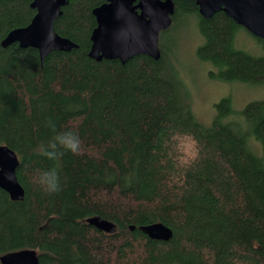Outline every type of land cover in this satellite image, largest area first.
<instances>
[{
  "label": "trees",
  "instance_id": "16d2710c",
  "mask_svg": "<svg viewBox=\"0 0 264 264\" xmlns=\"http://www.w3.org/2000/svg\"><path fill=\"white\" fill-rule=\"evenodd\" d=\"M31 1L0 0V41L31 21ZM104 1L61 6L53 28L77 46L42 63L35 48L0 44V144L17 154L24 188L15 201L0 188V255L34 249L40 264H264V100L243 107L247 131L221 121L231 112L226 97L212 124L199 125L160 48L159 59L137 54L124 63L89 55L92 10ZM173 2L172 20L199 17L198 54L220 79H264V39L259 56L235 48L240 25L222 10L203 17L194 0ZM62 133L78 135V153L61 149L58 161L38 154ZM53 167L62 190L47 194L38 176ZM94 215L115 231L87 223ZM158 221L172 229L169 240L139 229Z\"/></svg>",
  "mask_w": 264,
  "mask_h": 264
},
{
  "label": "water",
  "instance_id": "95a60500",
  "mask_svg": "<svg viewBox=\"0 0 264 264\" xmlns=\"http://www.w3.org/2000/svg\"><path fill=\"white\" fill-rule=\"evenodd\" d=\"M106 0L93 8L96 26L91 33L89 55L99 60L118 59L124 63L137 54L153 59L161 56L158 34L168 28L174 13L173 0ZM203 17H211L222 10L235 24L243 26L253 36L264 39V0H194ZM68 0H32L36 10L31 21L22 27L7 32L0 41L2 46L17 43L20 47L35 48L42 63L47 53L53 50L68 51L77 45L60 36L53 28L61 13V6ZM136 8H140L137 12ZM19 158L14 150L0 144V188L11 200H22L24 188L18 182L15 170ZM86 222L106 233H113L116 224L99 215L89 216ZM134 229V226H130ZM149 238L167 241L172 229L164 223L152 222L139 226ZM1 264H40L34 249H20L0 255Z\"/></svg>",
  "mask_w": 264,
  "mask_h": 264
},
{
  "label": "rangeland",
  "instance_id": "374dc122",
  "mask_svg": "<svg viewBox=\"0 0 264 264\" xmlns=\"http://www.w3.org/2000/svg\"><path fill=\"white\" fill-rule=\"evenodd\" d=\"M204 40L199 17L196 14H178L168 28L159 32L158 47L166 53L165 64L186 89L195 122L210 126L218 115L216 104L226 97L229 98L231 112L221 114V121L247 131L249 124L241 111L248 102L264 100V79L255 83L220 79L218 68L198 54ZM234 47L255 56L263 54L262 41L243 26L236 30ZM246 143L254 155H262V144L252 132L247 133Z\"/></svg>",
  "mask_w": 264,
  "mask_h": 264
},
{
  "label": "clouds",
  "instance_id": "9594fccd",
  "mask_svg": "<svg viewBox=\"0 0 264 264\" xmlns=\"http://www.w3.org/2000/svg\"><path fill=\"white\" fill-rule=\"evenodd\" d=\"M80 148V141L78 135L72 133H62L55 135L47 145H41L38 148V154L45 158L58 161L63 156L61 149L78 153ZM43 191L47 194L57 193L62 190L59 170L57 167L50 168L43 171L38 176L37 181Z\"/></svg>",
  "mask_w": 264,
  "mask_h": 264
},
{
  "label": "flooded vegetation",
  "instance_id": "af4514ba",
  "mask_svg": "<svg viewBox=\"0 0 264 264\" xmlns=\"http://www.w3.org/2000/svg\"><path fill=\"white\" fill-rule=\"evenodd\" d=\"M106 1V0H105ZM104 1V2H105ZM103 2V3H104ZM137 2H138V0H135L134 2H133V5H136L137 4ZM136 10H137V12H140V8H136ZM173 16V15H172ZM95 17V16H94ZM171 22H172V17H171Z\"/></svg>",
  "mask_w": 264,
  "mask_h": 264
}]
</instances>
